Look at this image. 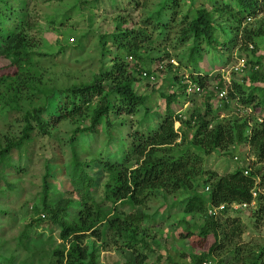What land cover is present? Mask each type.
<instances>
[{"label": "trees", "instance_id": "obj_1", "mask_svg": "<svg viewBox=\"0 0 264 264\" xmlns=\"http://www.w3.org/2000/svg\"><path fill=\"white\" fill-rule=\"evenodd\" d=\"M18 1L0 0V111H5L3 117L6 120L5 129L0 131V187L14 189L11 182L19 178L17 175L21 170L18 160L27 158L38 136L51 135L56 125L64 120L79 119L84 123L82 128L72 131L71 137L60 142L59 153L63 157L57 156L54 160V169L66 177L72 187L67 192L78 195V211L70 219L69 209L73 204L70 198L50 203L49 171L43 177L39 203L34 209L35 213L46 216L58 231L59 243L51 251L47 264H99L102 248H108L107 238L113 239L114 247L127 249L134 255V259L125 264H144L147 257L141 252V247L145 245L141 225L153 216L139 212L136 208L143 206L149 193L154 191L174 193L192 190L183 211L192 216L201 215L203 223L190 225L184 222L182 236L191 238L198 235L202 239L213 237L207 253L191 256L192 264L203 260L214 261V254L228 251V246L242 233L241 222L236 218L219 220L207 211L209 207L224 205L225 209L218 213H226L231 204L254 202L259 207L255 214H262V195L257 193L255 198L252 197V191L257 187L256 172L238 168L220 177L210 174L203 181L204 188L209 187V195L205 197L193 189V168L201 163L202 156L232 145L251 147L258 162L264 164V121L253 127L245 119L218 122L220 115L215 114L209 104L204 112L194 109L185 120L173 113L171 105L177 100V94H171L165 97V112L156 129L148 134L135 130L126 143V138L119 130H113L116 124L113 118L118 120L124 114L141 115L139 122L142 125L150 120L146 97L134 87L135 74L152 76L150 71L141 67L151 62L152 58L140 55L142 44L152 46L149 34L146 31H122L117 28L114 33L105 36L104 43H112L125 50L131 59L134 58L136 62L131 67L132 73L127 69V63H122L115 56L112 66L101 70L93 81L56 88L43 80L38 69L35 58L43 55L28 49V38L22 28L29 15L24 12V1ZM209 1L217 12L230 14L236 26L235 31H232L233 37L240 35V52L245 54L255 51L258 48L255 38L260 35L259 31L247 30L241 25L245 18L250 19L264 12V0ZM176 5L177 0H165L154 13L155 27L159 28L158 38L162 41L165 40L169 22L174 20ZM233 6L236 9L232 13ZM187 17L189 13L184 15L185 19ZM181 36L183 43L192 38L189 60L194 64L200 56L201 43L214 47L212 44L217 41L214 37L216 28L204 9L195 11L192 19L186 22ZM66 48L62 47L59 54H63ZM105 51L102 49L101 56ZM260 60L245 62L249 73L244 81L263 84L262 87H252L250 91H246V82L232 81L227 85L222 76L217 74L218 89L222 90L227 85V102L235 101L239 106L264 112V69ZM207 80V76L194 71L190 74L189 83L197 86L198 92H201ZM187 86L182 85L184 88ZM54 93L58 99L56 103H51L56 98ZM176 122H180L182 127L176 129ZM103 123L104 129L98 134L97 130ZM84 136L90 144L102 136L106 148L111 144L116 146L111 153L100 150L98 158L93 160L99 164L105 176L102 184L99 183L102 185V194L94 192V179L86 171L90 163L79 155L77 141ZM131 162L134 165H130ZM22 237L27 239L26 234ZM87 238L98 241L100 247L93 240L92 243L85 242ZM231 250L230 261L218 260L216 264H264V246L257 250L247 249L243 255L240 248ZM4 264H11V261H4Z\"/></svg>", "mask_w": 264, "mask_h": 264}, {"label": "rangeland", "instance_id": "obj_2", "mask_svg": "<svg viewBox=\"0 0 264 264\" xmlns=\"http://www.w3.org/2000/svg\"><path fill=\"white\" fill-rule=\"evenodd\" d=\"M24 12L28 13L24 20L23 33L28 38V49L43 55L36 57L38 69L43 80L56 88H67L80 83H88L94 80L100 71L108 69L113 64V57L118 56L122 63H127V69L135 64L125 50L112 43H104L106 35L119 30L146 31L152 42L142 44L140 55L143 58H152L151 62L142 64L144 70L150 71L151 76H139L135 74V89L146 97V107L149 109L150 120L140 124L141 115H122L116 121L114 131H118L126 138L135 130L145 134L156 129L158 121L162 119L166 108L165 97L177 94V100L171 105L175 115L183 116L187 120L191 112L196 109L204 112L209 104L214 113L220 115L218 122L229 120H248V124L258 126L264 121V112L261 109L239 106L235 101H226L220 96L216 76L222 74L221 70L228 72V80L243 83L249 70L242 74H233L232 67H236L238 61L246 60L256 62L259 58L264 69V12L256 17L245 18L241 27L247 30L259 31L255 38L257 49L253 52L241 53L239 50L240 35L233 37L235 23L226 12H217L211 7L209 0H177L174 20L169 22L166 29L165 40L158 38L159 28L155 27V12L160 9L165 0H23ZM20 2V0L18 1ZM204 9L210 16V20L216 28L215 42L211 45L202 42L200 56L195 64L189 60V46L192 38L186 42L181 41L182 31L186 22L192 19L196 10ZM232 8V13L235 12ZM189 13L186 19L184 15ZM215 35V34H214ZM227 38V40H226ZM72 39V42L70 41ZM105 39V40H104ZM232 39V40H231ZM223 43V44H222ZM62 47L66 48L63 54H59ZM102 49L106 50L101 56ZM109 51V52H108ZM54 56V58H50ZM103 61V64H102ZM194 62V60H193ZM251 65V64H250ZM100 66V67H99ZM196 67V69H195ZM250 67V66H249ZM195 69V70H194ZM198 71L207 76L206 86L201 92H194L197 86L191 85V91L187 93V87L182 85L190 83V74ZM246 76V77H245ZM175 79V81H173ZM262 83L245 84L246 91L252 87H262ZM51 103H56L58 95ZM54 106L56 104H53ZM4 112L0 111V131L5 129ZM119 124H124L120 127ZM214 125V124H213ZM84 123L79 119L64 120L56 125L51 135L38 136L36 142L30 148L27 158L18 160V179H13L11 184L14 189L7 187L0 193V264L11 261V264H47L51 257V251L58 245V231L42 213L34 212L39 203L42 191L43 177L47 171L50 203L58 199L70 198V219L79 209V198L76 194L68 193L72 187L66 177L54 169V160L59 153V145L65 138L71 137L72 131L82 128ZM180 122L175 123L179 129ZM104 129V123L97 133ZM96 133V134H97ZM88 136V133H86ZM86 136V135H85ZM77 141L80 157L90 163L87 168L88 175L94 179V192L102 194V181L104 173L99 164L93 161L98 158L97 153L105 150L111 153L116 149L115 144L106 148L102 142L103 137L97 138V142L86 141V137ZM125 143V144H126ZM130 165H134L133 162ZM244 168L256 172V193L262 195L260 200L263 207L262 214H255L259 209L254 202L246 209L237 210L228 208L226 213H217L219 220L236 218L241 222L242 233L227 249L240 248V252L247 249L257 250L264 246V164L259 163L251 147L246 145H232L224 150H216L202 156L201 163L194 169L193 189L207 197L209 191H205L204 183L210 174L220 177L231 173L235 169ZM101 182V184H99ZM192 190H181L174 193L154 191L149 193L144 205L136 208L153 216L141 225L144 232V247L141 252L146 255L144 264H189L191 256H199L207 253L213 242V237L205 239L194 235L191 238L182 236L184 222L192 225L203 223V217L199 214L191 215L183 211L184 205L191 195ZM211 209V207H209ZM208 209V210H209ZM208 213V211H207ZM197 233V230H195ZM26 234L27 239L22 235ZM38 235H41L38 238ZM94 239L87 238L85 242L92 243ZM107 250L102 248L99 254V264H125L132 261L134 255L127 249H119L113 246V239L107 238ZM99 248L100 244L95 241ZM101 250V248H100ZM229 250L214 254L215 263L218 260L230 261ZM231 250V251H232Z\"/></svg>", "mask_w": 264, "mask_h": 264}, {"label": "built area", "instance_id": "obj_3", "mask_svg": "<svg viewBox=\"0 0 264 264\" xmlns=\"http://www.w3.org/2000/svg\"><path fill=\"white\" fill-rule=\"evenodd\" d=\"M247 21H250V19H247ZM72 42V39L70 40ZM251 48V46H250ZM232 72L233 74H242L243 72H246L247 71V67H246V63L244 60H240L238 61L236 67H232ZM222 74H225V75H221L225 84H230L231 81L228 80V72L225 71V70H221ZM143 76H146L145 74H143ZM150 79H153V77L151 76ZM227 85L225 86L224 89L220 90V96L225 98L226 99V96H227ZM191 85L189 84L188 87H187V93H189L191 91ZM188 89L190 91H188ZM195 91H199L198 89H196ZM194 91V92H195ZM180 118H183V116L181 115H178ZM246 174V172H245ZM205 191H209V187H205ZM256 191L255 189L252 191V197L255 198L256 197ZM253 203V202H252ZM251 204H231L228 206V208H231V209H234V210H237L238 208L240 209H246L248 208L249 206L252 205ZM225 209V206L224 205H221L219 207H211V209L208 210V214L211 215V216H216L218 212L220 211H223ZM43 217V215H42ZM189 264H192V263H189ZM198 264H216L215 261H212V260H203L202 262L198 263Z\"/></svg>", "mask_w": 264, "mask_h": 264}]
</instances>
